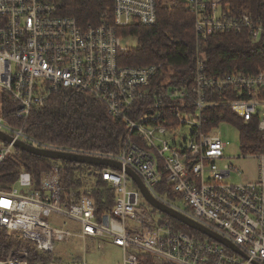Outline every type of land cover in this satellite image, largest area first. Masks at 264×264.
<instances>
[{
  "label": "built area",
  "instance_id": "1",
  "mask_svg": "<svg viewBox=\"0 0 264 264\" xmlns=\"http://www.w3.org/2000/svg\"><path fill=\"white\" fill-rule=\"evenodd\" d=\"M64 1L0 0V90L16 100V118L24 123L33 108L61 89L98 100L127 130L121 152L101 158L133 171L155 200L226 244L175 231L124 171L94 170L115 192L109 212L98 215L95 199L85 194L75 203L63 200L56 160L36 189L27 172L10 187H0V229L29 242L28 248L0 256V264H90L84 246L81 259L56 256L58 245L74 239H89L99 249L114 247L117 264H264V152L241 154L257 163L256 177L248 180L234 165L223 164L227 142L218 126L208 131L202 126L206 107L224 105L264 133V70L210 78L198 60L190 89L165 82L156 86L160 66L119 65L127 48L116 34V28L134 23L154 25L156 0H114V24L105 15L87 27L63 14ZM182 1L195 17L197 40L245 27L264 45V23L228 14L222 6L231 0ZM209 91L219 94V102H206ZM0 131L34 148L98 157L40 145L23 128L10 129L1 116ZM14 149L0 141V164ZM161 185L165 197L155 189Z\"/></svg>",
  "mask_w": 264,
  "mask_h": 264
},
{
  "label": "trees",
  "instance_id": "2",
  "mask_svg": "<svg viewBox=\"0 0 264 264\" xmlns=\"http://www.w3.org/2000/svg\"><path fill=\"white\" fill-rule=\"evenodd\" d=\"M156 4L154 25L146 27L134 23L116 28L118 37L137 39L136 49L128 48L119 54L120 66H160L161 70L154 81L156 86L165 82L169 86H182L187 89L193 85L198 60L202 61L204 72L210 78H219L234 72L252 75L264 70L263 42L251 39L247 28L216 32L205 39L197 40L195 17L184 2L156 0ZM227 4L228 6L222 8L228 10L231 16L245 14L254 23H264V0H231ZM113 6L114 0H65L63 14L73 17L81 27L98 25L105 15L107 22L113 25ZM212 92L209 91L210 96L206 102H219V94ZM17 106L16 100L8 92L0 90V116L7 126L12 130L23 128L24 135L40 145L98 157H115L122 150L127 135L124 124L108 115L102 103L86 93L68 89L52 92L42 106L31 110L24 123L15 116ZM163 109L166 111V107ZM169 114L175 118L173 111ZM223 122L238 129L243 155L264 152V133L257 130L255 122L243 124L224 105L208 106L204 109L202 126L205 131ZM160 124L164 125L162 119ZM56 163V160L14 149L0 164V187H10L21 172H27L36 189L43 174ZM58 163L60 185L65 190L63 200H72L75 203L81 194H85L95 199L98 215L111 211L115 192L107 188L108 185L100 176H94L95 184L92 187H87L83 178L84 173L105 167L67 161ZM162 188L161 185L155 189L161 197H165ZM165 219L169 220L175 231H181L196 239H205L203 235L183 224L169 217ZM28 247V241L8 237L0 229V256L11 249Z\"/></svg>",
  "mask_w": 264,
  "mask_h": 264
},
{
  "label": "rangeland",
  "instance_id": "3",
  "mask_svg": "<svg viewBox=\"0 0 264 264\" xmlns=\"http://www.w3.org/2000/svg\"><path fill=\"white\" fill-rule=\"evenodd\" d=\"M121 43L127 49H136L137 47L136 38L129 37L123 39ZM218 128L221 131L222 140L227 142V146L225 148L226 160L223 161V164L230 163L234 165L243 173L245 178L248 180H253L256 177L257 163L253 158H242V152L240 150V134L238 129H236L231 124H221L218 126ZM94 170L88 171L83 175L87 187H92L95 184L94 176L97 175ZM88 174H90L89 177ZM107 188L109 187L107 186ZM83 246L86 249L84 256L90 264H117L120 259L119 251L114 247H105L99 249L94 247L89 239H86L83 243L79 242L77 239H74L63 245H58L56 248V256H59L60 258L67 261L71 259H81L83 256Z\"/></svg>",
  "mask_w": 264,
  "mask_h": 264
},
{
  "label": "water",
  "instance_id": "4",
  "mask_svg": "<svg viewBox=\"0 0 264 264\" xmlns=\"http://www.w3.org/2000/svg\"><path fill=\"white\" fill-rule=\"evenodd\" d=\"M0 141L4 142L6 144L13 143V147L15 149H18L19 151L26 152L38 157L50 159V160H57V161H67L77 164H83V165H92V166H101L105 168H112L118 171H124L126 175L137 185L140 192L143 194V196L146 198V200L157 210L168 216L169 218L183 224L184 226L204 235L208 238L219 242L221 244H226V241L220 238L218 235L212 233L208 229L204 228L200 224L192 221L191 219L185 217L184 215L168 208L167 206L163 205L162 203L155 200L147 191V189L144 187L138 176L131 171L128 168H122L121 164L106 158L96 157V156H87V155H81V154H71L66 152H59V151H53V150H44V149H38L34 148L22 141H14L13 139L8 136L7 134L0 131ZM235 252H237V249L235 247H232Z\"/></svg>",
  "mask_w": 264,
  "mask_h": 264
}]
</instances>
